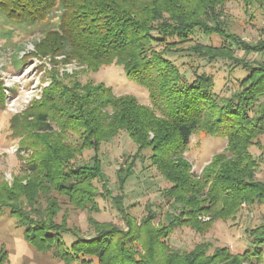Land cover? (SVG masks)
I'll use <instances>...</instances> for the list:
<instances>
[{
	"label": "trees",
	"instance_id": "obj_1",
	"mask_svg": "<svg viewBox=\"0 0 264 264\" xmlns=\"http://www.w3.org/2000/svg\"><path fill=\"white\" fill-rule=\"evenodd\" d=\"M230 1L0 0V13L21 26L57 18V26L36 42L41 54L63 56L64 63L91 71L117 63L150 96V104H143L105 83L53 73L41 98L12 116L11 135L20 139L22 164L11 182L0 171V215L15 217L37 251L64 264H264V223L247 229L250 241L243 252L212 249L210 242L189 251L169 243L177 227L204 233L216 221L235 217L244 205L264 204V180L256 177L259 163L251 152L264 134V62L247 63L232 47L234 42L245 52H262L264 40L250 44L228 29L223 18ZM235 1L250 7L264 0ZM197 29L219 34L227 44H190ZM186 50L209 62L230 59L248 74L230 96H218L212 74L190 66L194 77L189 80L171 59ZM17 57L20 68L27 60ZM7 93L0 77V111ZM123 130L137 145V155L149 150L171 183L164 197L173 212L169 221L156 224L157 212L150 209L137 222L122 193L113 201L126 226L90 217L95 234L83 235L66 215L58 220L62 205L99 211L95 181L104 172L98 152ZM200 130L225 137L227 144L197 175L184 153ZM86 150L96 153L92 163H78ZM117 173L123 191L134 164ZM7 260V252H1L0 264Z\"/></svg>",
	"mask_w": 264,
	"mask_h": 264
},
{
	"label": "rangeland",
	"instance_id": "obj_2",
	"mask_svg": "<svg viewBox=\"0 0 264 264\" xmlns=\"http://www.w3.org/2000/svg\"><path fill=\"white\" fill-rule=\"evenodd\" d=\"M228 29L250 44L264 40V1L256 2L247 7L242 1L231 0L225 11ZM56 17L31 25L21 26L10 22L0 13V77L7 88L5 109L0 111V171L7 180L12 181L20 171L21 162L17 148L20 139L11 135L10 119L20 114L34 99H40L45 87L51 83L53 73L61 77L75 76L82 83L93 81L105 83L118 94L135 96L140 103L150 104L149 91L146 87L131 80L122 65L113 63L102 66L98 71H91L76 62L64 63L63 56L53 57L43 55L36 50V42L49 29L57 26ZM200 42L206 45L221 46L227 44L226 39L219 34L207 35L197 29L190 44ZM232 42V41H230ZM232 47L235 56L247 63L264 62V51L245 52L234 42ZM27 60L22 67H17L14 57ZM171 59L180 66L189 80L194 75L190 66H197L200 72L212 74L215 77V91L218 96H230L239 87V82L248 74L242 66L227 58L214 62L184 51L175 54ZM260 146H253L251 152L258 159L256 177L264 180V134L260 137ZM227 139L219 135H211L200 130L196 132L186 150L185 157L191 163L192 171L197 175L212 160L215 154L224 151ZM22 156L26 153L22 151ZM95 151L86 150L78 158V163H92ZM138 147L132 141L127 130L108 142H104L98 152L104 172L102 179H97L95 185L99 193L97 203L99 211L78 209L69 204L62 205L58 216L61 220L66 215L70 226H76L83 235L95 234L90 217L100 222H112L125 227L122 215L117 210L113 198L123 193L124 205L137 222L152 209L157 212L158 222H167L173 212L169 202L164 197L165 189L171 186L150 159V151L144 150L140 155ZM134 164V174L130 177L123 191L119 188L118 173L120 167ZM207 219V218H206ZM264 223V204L244 205L235 217L216 221L206 232L199 233L188 226L177 227L169 237L170 245L175 249L192 250L197 244L210 242L215 247H228L233 253L243 252L249 246L247 229ZM73 237L67 236L72 242ZM6 251V264H64L49 253L37 251L24 238V229L17 226L15 217L8 212L0 215V253Z\"/></svg>",
	"mask_w": 264,
	"mask_h": 264
},
{
	"label": "built area",
	"instance_id": "obj_3",
	"mask_svg": "<svg viewBox=\"0 0 264 264\" xmlns=\"http://www.w3.org/2000/svg\"><path fill=\"white\" fill-rule=\"evenodd\" d=\"M19 150V148H17V150L16 151H18Z\"/></svg>",
	"mask_w": 264,
	"mask_h": 264
}]
</instances>
